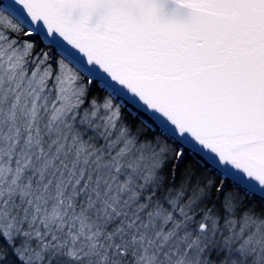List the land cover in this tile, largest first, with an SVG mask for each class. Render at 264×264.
<instances>
[{
    "label": "snow or ice",
    "instance_id": "snow-or-ice-1",
    "mask_svg": "<svg viewBox=\"0 0 264 264\" xmlns=\"http://www.w3.org/2000/svg\"><path fill=\"white\" fill-rule=\"evenodd\" d=\"M0 264H264V0H0Z\"/></svg>",
    "mask_w": 264,
    "mask_h": 264
}]
</instances>
